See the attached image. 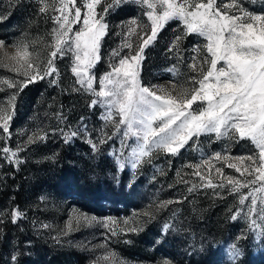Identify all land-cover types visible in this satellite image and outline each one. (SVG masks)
<instances>
[{
  "label": "rangeland",
  "instance_id": "rangeland-1",
  "mask_svg": "<svg viewBox=\"0 0 264 264\" xmlns=\"http://www.w3.org/2000/svg\"><path fill=\"white\" fill-rule=\"evenodd\" d=\"M83 4L84 0H77L82 16L86 11ZM107 4L114 5L112 11L122 4L130 5L135 13L111 26L109 45L104 40L106 34L103 37L98 60L102 64L97 66V62L90 70L93 91H86L76 83L77 78L71 72L74 59L71 52L57 57L58 75L37 78L30 83L21 67L25 61L11 58L21 50L17 46H26L27 63L41 68L46 66L54 50L53 29L57 24L53 17L60 15V0H0V41L3 42L0 47V108L12 114L10 135L0 128V177L11 175L31 152L40 157L35 163L37 172L47 174L40 182L29 180L28 187L36 194L32 203L25 205L26 215L23 209L14 206L9 210L8 200L4 203L5 210H0V220H4L8 212L13 219L21 218L32 231L57 246L58 264H164L165 260L169 264H264V257L255 262L251 258L243 259L246 253L248 258L264 253V237L256 235L259 229L250 231L247 208L241 210L239 205L241 195L247 196L250 189L230 185L227 179H252L228 166L231 163L243 169L244 158L256 152L250 139H241L234 131L222 136L202 133L191 138L175 155L153 148L148 155L139 157L136 169L131 167L135 159L132 151L138 150L142 141H137L131 133L125 137L126 125L117 129L118 112L100 103L95 92L100 89V79L112 71L111 65H118L120 58L138 50L142 42L140 37L150 34V22L143 14L145 6L137 0H107ZM225 5L229 7L225 9ZM42 6L47 8L44 13L39 10ZM106 6L102 0L96 12L104 15L107 24ZM216 6L229 15L239 16L242 12L264 15V0H216ZM70 14L74 16V9ZM133 20L137 23L132 24ZM82 23L81 18L72 28L79 30ZM165 26L167 30L158 46L157 58L148 68L144 67L145 51L143 53L139 83L158 94L184 98L187 93L190 98L192 89L199 87L197 81L210 67V63L205 62L206 59L210 61L205 48L207 40L199 34H185L178 20H171ZM130 28L135 31L130 32ZM125 42L130 43L132 49L125 47ZM5 81L14 82L13 86L9 87ZM13 95L15 99L10 102ZM93 100L98 101L95 106ZM109 111L112 116L106 121L104 117ZM73 132L77 135L72 136ZM61 144L77 149L68 150L58 159V164H52V153L57 156ZM5 147L10 149L8 159L4 158ZM94 158H99L98 165ZM118 158L123 161V168L117 164ZM56 168L74 173L76 180L69 175H55ZM216 168H221L222 174L217 173ZM95 174L104 185L123 181L124 191L131 194L130 199L123 203L122 197L117 195L109 201L105 196L97 202L89 200L86 188L94 182ZM209 179L214 185L223 182L225 187H207ZM234 186L238 191H232ZM261 195L264 193H257L258 197ZM182 203L191 204L197 211L176 222L174 216ZM250 203L249 198L246 205ZM238 210H241L240 215L233 220L231 217ZM14 212H18L15 217ZM149 227L151 235L142 251H132L128 243ZM232 245L240 250V256H231ZM15 252V249L4 252L0 264H14ZM20 257L21 264H29L28 253Z\"/></svg>",
  "mask_w": 264,
  "mask_h": 264
},
{
  "label": "snow or ice",
  "instance_id": "snow-or-ice-1",
  "mask_svg": "<svg viewBox=\"0 0 264 264\" xmlns=\"http://www.w3.org/2000/svg\"><path fill=\"white\" fill-rule=\"evenodd\" d=\"M103 3L107 5L104 7L105 13L114 6L107 4V0H103ZM137 3L145 6L143 14L150 22V34L145 33L140 37L142 42L134 54L120 58L118 65H111L112 71L100 79V89L95 92L100 103H106L109 109L118 112L117 129L120 125H126L124 136L128 137L131 133L137 141H142L138 150L132 151L135 159L131 162V167L136 169L139 157L148 155L153 148L175 155L191 138L202 133L222 136L234 131L241 139H250L256 152L244 158L243 169L231 163L228 166L235 167L241 175L246 173L252 179H227L230 185L238 184L240 188L250 189L247 196L241 195L239 205L242 206L241 210L247 208L250 231L259 229L256 235L264 237V195L257 196V193H264V15L246 12L239 16L229 15L216 6V0H137ZM101 4L102 0H84L86 11L82 16L77 0H60V15L53 17L57 24L53 29L54 50L51 51L46 66L41 68L27 63L26 57L29 54L25 50L26 46H17L21 50L11 57L25 61V65L21 67L24 68L23 74L27 82L58 75L55 67L57 57L62 58L71 52L74 58L71 72L77 78L76 83L86 91H93L90 70L100 59V44L108 27L104 22V15L96 12L97 6ZM228 7L225 5V9ZM72 9L74 16L70 14ZM39 10L44 13L47 8L42 6ZM81 18L82 26L79 30H74L72 25ZM171 20H178L184 26L185 34H199L207 40L205 48L210 61L206 59L205 62L210 63V67L203 73L202 79L197 81L199 87L192 89L190 98L187 93L184 98L158 94L156 90L139 83V66L145 49ZM131 23L136 24L137 21L133 20ZM134 31L135 29L130 28V32ZM69 33L73 35L70 36ZM176 40L178 43L180 37ZM2 46L3 42L0 41V47ZM125 47L132 49V45L127 42ZM114 55L119 53L114 52ZM50 82L55 83L54 80ZM5 83L12 87L14 82ZM159 91L164 92L163 89ZM14 99L13 95L9 101L13 102ZM97 102L93 100V106ZM197 102L202 103L194 108ZM111 116L112 112L109 111L104 119L107 121ZM11 119L12 114L5 108H0V128L5 134L10 135ZM71 135L75 136L77 133L73 132ZM31 141L30 137L29 142ZM93 148L95 149V145ZM9 151V148H3L5 159H8ZM12 155L15 156L16 153ZM217 158H220L219 154ZM117 164L124 167L119 158ZM215 171L222 174L221 168H216ZM196 174L200 175L199 172ZM201 179L204 177L201 176ZM253 185L259 187H252ZM206 186L225 187L223 182L214 185L211 179ZM232 191L236 192L238 189L234 186ZM249 198L251 203L246 205ZM241 210L231 218L236 220ZM17 215L18 212L13 213L14 217ZM230 252L233 258L241 255L236 245L231 246ZM12 259L15 260L16 257ZM164 264L169 262L165 260Z\"/></svg>",
  "mask_w": 264,
  "mask_h": 264
},
{
  "label": "trees",
  "instance_id": "trees-1",
  "mask_svg": "<svg viewBox=\"0 0 264 264\" xmlns=\"http://www.w3.org/2000/svg\"><path fill=\"white\" fill-rule=\"evenodd\" d=\"M134 13L135 12L131 6L126 4L118 6V8L114 11H108L106 16L108 27L106 36L104 37L106 45H109L107 43V39H109V35L113 31V27L111 28V26H114L119 21L131 17L134 15ZM166 30L167 28L165 26L160 31L157 39L154 40L153 45L145 50V68H148L149 64L153 63V61L157 58L156 55L158 53V46L161 45V39L165 35ZM113 37L116 38V36ZM101 64L102 61L100 60L97 66H101ZM99 69L102 70L104 67H100ZM63 149L64 151H62ZM70 149H72L70 144H61L57 156L56 154L52 153L54 156V161L52 164H58V159L62 158V156H64L68 150L70 151ZM73 149L72 150L75 151L77 148ZM39 158L40 157L36 153L31 152V154L25 158V161L20 163L17 168L12 170L11 175L0 177V210H5L6 206L4 203H6L5 201L9 200L11 203L10 207L8 208L9 210L14 206L19 210L23 209L21 211L23 215H26L24 209L27 210V208L25 205H30L36 194L35 190H32L30 187H28L29 180L31 182L32 180L40 182L44 175H47L46 173L42 174L37 172V166L35 163ZM98 159L99 158L93 159V161H95V165L99 164ZM53 173L55 175L67 177L69 175L71 178L76 180V178H74L75 176H73L74 173L69 172L68 170L56 168ZM93 181L94 182H91V184L86 188V194L88 195L89 200L92 202H97V199H99L101 196H105L109 201L115 199L117 195H120L122 197L121 201L126 203L131 197V194L128 191H124L126 184L123 181L122 183L120 181V183L117 185L115 183L104 185L101 184L98 174L93 176ZM196 211L197 210L193 208L191 204L182 203L180 204V208L177 210V213L174 216L175 221L179 222L184 220L187 216L195 215ZM151 224H154L153 220H151ZM150 235L151 232L149 227L148 229L146 228L143 232H141L137 238H134L131 242H129V247H131L132 251L135 252L142 251L141 248H144ZM10 249L16 250V259L13 262L14 264H21L22 259L20 256H24V253H28L30 259L29 264H58L56 260V255L58 253L57 246L51 245L44 239L43 235H39L35 231H32L30 226L21 218L13 219L12 217H9L8 212L6 218L4 220H0V256ZM247 254L248 253L245 254L243 259L250 260L251 258L252 262H255L258 258L264 257V253H260L259 256H249V258L247 257Z\"/></svg>",
  "mask_w": 264,
  "mask_h": 264
}]
</instances>
